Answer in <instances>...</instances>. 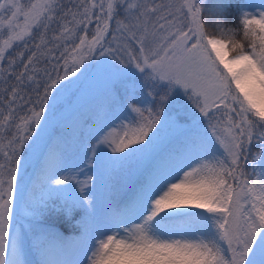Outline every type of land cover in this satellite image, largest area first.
Listing matches in <instances>:
<instances>
[{
  "label": "snow or ice",
  "instance_id": "snow-or-ice-1",
  "mask_svg": "<svg viewBox=\"0 0 264 264\" xmlns=\"http://www.w3.org/2000/svg\"><path fill=\"white\" fill-rule=\"evenodd\" d=\"M0 264H264V0H0Z\"/></svg>",
  "mask_w": 264,
  "mask_h": 264
},
{
  "label": "rangeland",
  "instance_id": "rangeland-1",
  "mask_svg": "<svg viewBox=\"0 0 264 264\" xmlns=\"http://www.w3.org/2000/svg\"><path fill=\"white\" fill-rule=\"evenodd\" d=\"M246 3H251V4H259L260 0H245ZM102 92V87L101 85L97 84L95 86H93L91 89H90V94L91 96L94 98L95 96L97 95H100V93ZM73 152L70 151V159H69V162L70 163H73V164H79L80 163V159L76 156V155H71ZM83 166V165H81ZM80 239V236L74 240L72 242L71 245L75 244L76 242H78Z\"/></svg>",
  "mask_w": 264,
  "mask_h": 264
},
{
  "label": "trees",
  "instance_id": "trees-1",
  "mask_svg": "<svg viewBox=\"0 0 264 264\" xmlns=\"http://www.w3.org/2000/svg\"><path fill=\"white\" fill-rule=\"evenodd\" d=\"M235 3H242V0H234ZM230 12L232 13L230 16H229V24H232L234 25L236 23V21L234 20V15H235V11L234 9L233 10H230ZM90 30V29H89ZM93 31V29H91ZM91 31V32H92ZM100 106V103L98 100H95L93 103H91L90 107H94V108H99Z\"/></svg>",
  "mask_w": 264,
  "mask_h": 264
}]
</instances>
